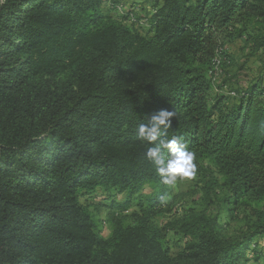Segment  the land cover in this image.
Returning <instances> with one entry per match:
<instances>
[{
    "label": "trees",
    "instance_id": "16d2710c",
    "mask_svg": "<svg viewBox=\"0 0 264 264\" xmlns=\"http://www.w3.org/2000/svg\"><path fill=\"white\" fill-rule=\"evenodd\" d=\"M118 3L0 2V264H242L243 241L223 237L204 214L184 223L193 240L173 255L149 210L104 237L87 206L96 193L122 196L117 213L128 212L153 184L160 190L148 209L156 207L167 185L137 128L167 108L176 116L162 138L195 154L205 193L218 183L205 178L212 166L229 200L257 213L264 0H153L141 14L132 2L119 13ZM241 38L260 65L250 91L228 81L223 48ZM216 56L223 75L213 89ZM253 229L264 235V223Z\"/></svg>",
    "mask_w": 264,
    "mask_h": 264
},
{
    "label": "rangeland",
    "instance_id": "374dc122",
    "mask_svg": "<svg viewBox=\"0 0 264 264\" xmlns=\"http://www.w3.org/2000/svg\"><path fill=\"white\" fill-rule=\"evenodd\" d=\"M125 8V3L132 2L135 13H146L151 7L153 0H120ZM3 2V0H0ZM110 13V12H109ZM105 13L107 16L117 17L115 13ZM130 26L128 22H124ZM132 27V26H131ZM232 61V66L228 68L229 84L233 88H241L250 91V88L257 87L259 75V63L254 57L248 55L249 49L244 43V39H238L234 43L225 45L223 48ZM221 73L220 76H222ZM225 77V76H224ZM214 89L216 83H212ZM256 85V86H255ZM74 90V87L71 88ZM212 94H214L212 92ZM207 169L212 175H205L217 178L218 183L208 194L203 189L201 175H195L192 179L178 181L175 189L167 188L162 192V198L157 201L156 207L148 209L152 204L150 198L159 193V188L153 184L143 186L135 193L131 200V208L128 212L117 213V202L122 200V196L101 197L96 193L87 206L97 222L100 234L107 237L111 229L117 223L122 225H132L136 222V216L149 210L148 222L161 229L165 234V241L170 252L176 255L179 251L193 240L192 234L187 233L184 223L193 214H204L214 218L218 232L227 239H239L243 241V261L242 264H263L264 263V235L254 233V223H264V199L253 203L251 207L257 213H251V209H245L241 205H234L230 198V193L222 185L221 178L216 174L212 166ZM114 194V193H113ZM112 196V195H111ZM85 197H81L80 202H85ZM113 202V203H112ZM160 203L161 205H158ZM119 204V203H118Z\"/></svg>",
    "mask_w": 264,
    "mask_h": 264
},
{
    "label": "clouds",
    "instance_id": "9594fccd",
    "mask_svg": "<svg viewBox=\"0 0 264 264\" xmlns=\"http://www.w3.org/2000/svg\"><path fill=\"white\" fill-rule=\"evenodd\" d=\"M174 110L161 108L151 114L147 123H141L137 128L138 138L146 142L145 157L154 167L162 183L172 189L178 181L192 179L197 172L195 154L177 137L162 138L163 130L172 126ZM264 128V120L260 122ZM163 199V198H162Z\"/></svg>",
    "mask_w": 264,
    "mask_h": 264
},
{
    "label": "built area",
    "instance_id": "2783aa9c",
    "mask_svg": "<svg viewBox=\"0 0 264 264\" xmlns=\"http://www.w3.org/2000/svg\"><path fill=\"white\" fill-rule=\"evenodd\" d=\"M112 0H105V2H107L108 4L111 2ZM117 12L122 13L124 10H126L123 2L116 4L115 6ZM130 21H134V19L131 17ZM220 64V58L218 56L213 58V62H212V67L208 73L209 78L212 80V83H217L219 80V77L222 73L221 68L219 67ZM233 94V92H231Z\"/></svg>",
    "mask_w": 264,
    "mask_h": 264
}]
</instances>
